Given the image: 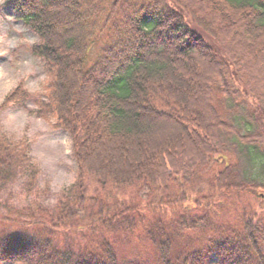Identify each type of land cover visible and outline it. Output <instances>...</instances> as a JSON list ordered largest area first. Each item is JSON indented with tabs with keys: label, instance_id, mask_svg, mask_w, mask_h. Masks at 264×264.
Returning <instances> with one entry per match:
<instances>
[{
	"label": "trees",
	"instance_id": "1",
	"mask_svg": "<svg viewBox=\"0 0 264 264\" xmlns=\"http://www.w3.org/2000/svg\"><path fill=\"white\" fill-rule=\"evenodd\" d=\"M1 12L43 38L34 50L58 68V128L80 170L52 210L0 217V264H264V67L251 66L264 0H4ZM36 175L0 138V193ZM246 196L259 204L232 206Z\"/></svg>",
	"mask_w": 264,
	"mask_h": 264
},
{
	"label": "clouds",
	"instance_id": "2",
	"mask_svg": "<svg viewBox=\"0 0 264 264\" xmlns=\"http://www.w3.org/2000/svg\"><path fill=\"white\" fill-rule=\"evenodd\" d=\"M42 42L38 33L14 17L0 15V138L10 149L23 153L37 173L31 191L24 187L23 178L13 182L8 189L12 204L38 200L46 192L50 196L44 203L54 206L79 178L73 138L56 134L60 123L59 101L54 95L58 68L49 67L34 50ZM19 96L24 103L17 106Z\"/></svg>",
	"mask_w": 264,
	"mask_h": 264
},
{
	"label": "rangeland",
	"instance_id": "3",
	"mask_svg": "<svg viewBox=\"0 0 264 264\" xmlns=\"http://www.w3.org/2000/svg\"><path fill=\"white\" fill-rule=\"evenodd\" d=\"M0 15H9V16H12L11 14L5 13V12H1ZM16 22L17 23H20L18 21H16ZM99 46H100V43L91 46V51H90V55H89V59H88L89 62L92 61V59L94 58L95 53H96V51H97V49H98ZM256 52H257L256 54H253L254 56L251 55L252 58H255V59H253L254 62L251 63V66H252V68L255 71L260 70V69H263V67H264V66H262L264 64V59L261 60V59L256 58V55L258 53L264 52V44L260 43V45L258 47H256ZM254 63H255V65H254ZM187 92H188V89H187ZM12 110H14V109H12ZM158 124L161 125L162 123L159 122ZM160 131H162L163 134H166V135L169 136L170 134H172L173 132H175V129L174 128H171V127H168V126H163L162 125V127L160 128ZM56 134L57 135H63L65 133L63 131H60L59 130ZM111 153H112L111 150L109 151L108 148H106V150H104V149L96 150L95 149L94 155H97V157L100 158L101 155H107L108 156ZM20 178H23L25 180V178L22 177V176L19 177V178H17V180L20 179ZM17 180H15V181H17ZM12 184L13 183H11L10 185H8L0 193V217H3V216H8L10 218L19 217L20 218L19 220H23L24 221V220H27V217L25 215H27V216H34V217L37 216V210L36 209L38 207H43V208H45L47 210H52V208L55 206V205L53 206V205L44 203V201H46L49 198V196H50V194L49 193H46V192L40 194L38 200L30 201L28 203H18V204H12V203H10V200L12 199V197L9 194L8 189L11 187ZM34 187L31 188V189H27L26 187L25 188L27 190L31 191V190L34 189ZM144 196H146V195L145 194H142L141 195V200H140L142 202L141 204L142 205L145 204V201L147 202V204H150L151 203V199L148 200L149 197L147 198V197H144ZM231 201H232V204H233V205L232 204L231 205L232 206H235L237 209H240L241 208V204L242 205L249 204L252 207H256L259 204V202L255 198L247 197V196L246 197H241L240 200H237V199L234 200V199H232ZM151 207H153V206H151ZM151 207H141L139 210L143 214L150 215V212H153V210L151 209ZM165 210H166V213L167 214H169V212L171 211L170 208H167ZM172 210L177 211L175 209H172ZM158 211H164V210L163 209L157 210V213H158ZM13 264H17V263H13Z\"/></svg>",
	"mask_w": 264,
	"mask_h": 264
},
{
	"label": "bare ground",
	"instance_id": "4",
	"mask_svg": "<svg viewBox=\"0 0 264 264\" xmlns=\"http://www.w3.org/2000/svg\"><path fill=\"white\" fill-rule=\"evenodd\" d=\"M261 55H263L262 53H260Z\"/></svg>",
	"mask_w": 264,
	"mask_h": 264
}]
</instances>
